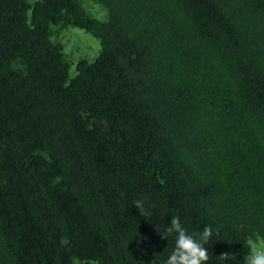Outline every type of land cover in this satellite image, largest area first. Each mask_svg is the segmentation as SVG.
Returning a JSON list of instances; mask_svg holds the SVG:
<instances>
[{
  "label": "trees",
  "instance_id": "16d2710c",
  "mask_svg": "<svg viewBox=\"0 0 264 264\" xmlns=\"http://www.w3.org/2000/svg\"><path fill=\"white\" fill-rule=\"evenodd\" d=\"M174 216L264 242V0H0V264H166Z\"/></svg>",
  "mask_w": 264,
  "mask_h": 264
},
{
  "label": "clouds",
  "instance_id": "9594fccd",
  "mask_svg": "<svg viewBox=\"0 0 264 264\" xmlns=\"http://www.w3.org/2000/svg\"><path fill=\"white\" fill-rule=\"evenodd\" d=\"M135 206L140 214H145L143 201L137 200ZM173 230L178 233L176 250L167 259L166 264H206L209 259L208 250L203 247L202 243L185 234V231L181 229L178 216L172 218L171 227L167 229L168 232ZM212 234L213 230L211 227L205 228L201 235V240L206 243ZM219 258L221 261L230 259L231 253H222ZM244 264H264V246H258L252 250L245 257Z\"/></svg>",
  "mask_w": 264,
  "mask_h": 264
},
{
  "label": "rangeland",
  "instance_id": "374dc122",
  "mask_svg": "<svg viewBox=\"0 0 264 264\" xmlns=\"http://www.w3.org/2000/svg\"><path fill=\"white\" fill-rule=\"evenodd\" d=\"M34 1V0H31ZM90 12L100 18H107V11L99 3L88 1L86 3ZM58 39L63 43L64 53L71 61L70 73L76 72V63L80 58L93 60L101 50V41L82 26L71 25L65 27ZM258 246H264L261 238L252 241V250ZM75 264H81L77 259Z\"/></svg>",
  "mask_w": 264,
  "mask_h": 264
}]
</instances>
